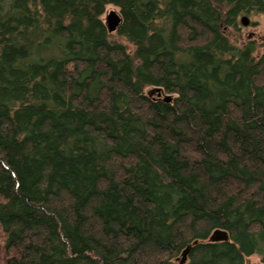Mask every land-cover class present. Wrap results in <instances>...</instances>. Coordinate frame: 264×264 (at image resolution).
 Here are the masks:
<instances>
[{
    "label": "trees",
    "instance_id": "obj_1",
    "mask_svg": "<svg viewBox=\"0 0 264 264\" xmlns=\"http://www.w3.org/2000/svg\"><path fill=\"white\" fill-rule=\"evenodd\" d=\"M251 15L0 0V264H264V54L225 31Z\"/></svg>",
    "mask_w": 264,
    "mask_h": 264
},
{
    "label": "rangeland",
    "instance_id": "obj_2",
    "mask_svg": "<svg viewBox=\"0 0 264 264\" xmlns=\"http://www.w3.org/2000/svg\"><path fill=\"white\" fill-rule=\"evenodd\" d=\"M112 10H116L120 12V10L114 6H108L106 14L103 17L105 21L107 13ZM244 17V16H243ZM243 17H240L238 20L239 27L237 30L232 29H225L226 33L229 35L230 40L235 46L241 47L244 44H247L251 41L257 43V57H260L264 54V15H251L249 16L250 19V26L244 27L241 23ZM124 41V40H119ZM246 264H263L259 256H252L246 259Z\"/></svg>",
    "mask_w": 264,
    "mask_h": 264
},
{
    "label": "water",
    "instance_id": "obj_3",
    "mask_svg": "<svg viewBox=\"0 0 264 264\" xmlns=\"http://www.w3.org/2000/svg\"><path fill=\"white\" fill-rule=\"evenodd\" d=\"M104 23L109 33L113 34L117 32V30L122 24V18H121L120 12H117L116 10H112L109 13H107ZM241 23L244 27H249L250 19L245 16L242 18ZM210 240L214 243L227 242L229 241V234L226 231L218 230L213 233ZM190 252H191V247L186 249V251L183 253L182 261L180 264L186 263Z\"/></svg>",
    "mask_w": 264,
    "mask_h": 264
}]
</instances>
